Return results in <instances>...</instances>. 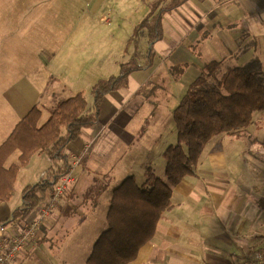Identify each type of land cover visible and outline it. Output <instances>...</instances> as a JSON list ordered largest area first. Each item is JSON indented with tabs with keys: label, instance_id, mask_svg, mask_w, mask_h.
Wrapping results in <instances>:
<instances>
[{
	"label": "crops",
	"instance_id": "0c3cea01",
	"mask_svg": "<svg viewBox=\"0 0 264 264\" xmlns=\"http://www.w3.org/2000/svg\"><path fill=\"white\" fill-rule=\"evenodd\" d=\"M6 1L0 7L8 16L10 10H19L17 0ZM238 19L243 24L235 29ZM217 22L223 23L221 36L225 37L219 44L210 37V30ZM11 26L10 23L6 27L9 30ZM161 27L163 37L151 44L146 42L144 53L141 48L146 40L140 41L142 62L146 61L149 49L154 51L151 67L131 73L126 87L107 93L100 105L98 122L84 128L63 149L68 166L75 156L83 153L84 156L71 171V180L50 214L41 218L49 193L36 207L17 218L13 211L21 205L22 193L17 207L10 205L13 197L0 204V239L13 235L16 226L41 219L35 239L28 241L8 264H51L39 247L52 241L55 226L59 227V234L76 215L82 219L94 218L102 205L100 196L104 191L108 194L104 203L107 204L115 184L120 185L129 176L135 177H123V174H130L131 166H138L145 179L148 169L157 172V160L161 157L156 159L155 156H162L169 146V138H162L174 120V109L183 90L199 75L204 64L217 58L224 62L228 57L241 60L250 56L251 39L264 36V0H186L164 14ZM200 33L204 39H200ZM188 40L199 43L201 51L197 55L183 47ZM4 48H10L9 41ZM200 55H205V59L199 58ZM14 58L17 61L11 62L10 52L0 54L1 72L19 75L4 94L11 121L8 131L0 137V144L34 105L41 107L43 116L49 104L52 109L61 99L70 97L63 87L81 90L77 83L91 75L92 67L95 72L103 69L99 57L83 51L81 58L88 60V71L85 74L77 71L67 80L71 86H66L62 65H72L77 54L17 52ZM61 59L67 61L61 62ZM92 59L94 61H89ZM165 73L166 77H162ZM61 84L63 86H59ZM153 91L160 95L161 101L167 103L169 100L173 106L166 109L168 115L144 116L142 123L145 125H142L137 121L140 105L136 97L142 92L150 94ZM167 92L170 95H166ZM84 94L92 95L90 91ZM146 105L152 108L151 102L147 101ZM259 122L264 123V115ZM259 127L257 137L250 125L210 139L193 173L174 187L172 206L163 212L154 238L141 248L137 259L130 264H244L255 251L264 249V127ZM129 148L133 149V154L126 159L125 151ZM36 159H40L39 164L45 161L41 178L52 162L42 153L34 155L26 166ZM97 187L101 190L99 196H96ZM75 192L80 197L78 208L72 207L75 206L71 199ZM106 208L104 206L107 215ZM62 220L67 222H59ZM63 235H66L64 231ZM69 256L66 254L67 264Z\"/></svg>",
	"mask_w": 264,
	"mask_h": 264
},
{
	"label": "trees",
	"instance_id": "16d2710c",
	"mask_svg": "<svg viewBox=\"0 0 264 264\" xmlns=\"http://www.w3.org/2000/svg\"><path fill=\"white\" fill-rule=\"evenodd\" d=\"M186 0H155L149 13L135 26L126 48L134 45L131 58L121 63L118 75L99 79L92 86L93 105L79 92L61 99L51 110L48 120L39 125L42 109L34 105L14 126L0 144V204L9 201L22 167L36 154L45 153L52 165L40 180L22 192V203L14 209V218L36 207L67 173L68 164L63 149L77 138L84 128L94 126L100 115L103 97L126 87L128 76L142 68H149L154 57L147 51L142 62L140 41L152 43L163 37L162 20ZM126 49V53H129ZM223 62L205 64L190 83L174 109L177 143L164 151L165 176L160 178L148 169L146 179L139 184L129 176L113 190L106 219L108 228L96 239L86 264H130L137 259L141 248L156 233L164 211L173 203L174 187L193 173L207 143L214 136L247 128L255 111H264V64L253 57L245 64L221 74ZM19 151L17 162L6 165L9 157ZM62 165H58V161Z\"/></svg>",
	"mask_w": 264,
	"mask_h": 264
},
{
	"label": "rangeland",
	"instance_id": "374dc122",
	"mask_svg": "<svg viewBox=\"0 0 264 264\" xmlns=\"http://www.w3.org/2000/svg\"><path fill=\"white\" fill-rule=\"evenodd\" d=\"M154 1L155 0H17V2L20 3V8L19 10L17 8L10 10V12H8L10 16L0 7V25H3V27L0 26V54L10 52L11 62L17 61V59L14 58L17 52H33L34 54L44 51L63 52L66 53L67 56H74L77 54L78 58L74 60L72 65H62L64 69V82L66 86H71L67 80H70L77 71L84 74L88 71V60L81 58V53L83 51H88L94 54V58H100L103 69L95 72L92 67L91 75L85 76V78L77 83V87H81V90H76V87L75 89L72 87L63 88L64 91L68 93L66 96L70 97L71 95H76L79 91H83V89L86 91H83L84 93L90 91L92 94V85L90 86V84L94 81L96 83L99 79L98 77L107 78L111 75H118L121 70V63L131 58L134 45H131L129 49L126 48L127 40L132 36L135 26L147 13H149ZM2 3H7V1L0 0V5ZM8 3L13 4L14 2ZM10 23L12 26L8 30L6 26ZM222 24V22H217L216 27L210 30V37L218 40L217 44L225 38L221 36L222 28L220 25ZM242 24L243 21L238 19V25H236L235 29H239ZM199 36L200 39L205 38L201 36V33ZM144 39L146 41H143ZM251 40L252 43L248 48L250 56H245L243 58L244 60H238L237 57H228V59L223 62L224 65H222L220 75H223L228 69L245 64L253 57H259L264 64V36ZM8 41L10 48L5 49L4 45L6 46ZM142 41L141 51L144 53L148 39L145 37ZM183 47L189 49L195 55H197L198 51H201L198 42L191 43L188 40L183 44ZM126 49H128L129 53H126ZM199 58L205 59V55H200ZM217 60H221V58H217ZM60 61L65 62L67 60L61 59ZM89 61H94V59ZM201 61L204 63L203 59ZM18 77V73H2L0 65V137L8 131L7 129L11 121L8 120L9 116L6 109L4 94ZM162 77H166V73L163 74ZM59 86L63 85L61 84ZM186 89L187 88L183 90L182 96ZM167 94L170 95L169 92H167L166 95ZM85 96L88 98V106L91 102L93 105V95L86 94ZM159 96L160 95L153 91L150 94L142 92L136 97V102H139L140 105L137 115L138 122L142 123L144 116L153 118L162 114L168 115V112L165 111L167 108L170 109L173 103L169 102V100L167 103L163 102L159 99ZM147 101L151 102L153 109L146 105ZM177 105L175 107H177ZM51 107L52 106L49 104V108L44 110L43 116L39 121L40 126L50 117L52 111L50 110ZM262 115H264V111H255L253 120L250 124L251 131L256 137L260 129L259 126L264 127V123L259 122L260 116ZM142 125L145 124L142 123ZM167 131V135L162 139L166 140L169 138V145L176 144L177 129L174 120L167 128ZM19 154V151L13 154L8 159L7 165L17 162ZM125 154V158L128 159L130 155L133 154V149H127ZM155 157L156 159L161 157L160 160H157V172L155 175L165 179L164 155L162 154V156ZM39 160L40 159H36V161H32L28 166L22 167L20 170L10 205L17 207L20 203V195L24 188L27 185H32L39 181V175H42L44 169L43 165L45 164L44 160H41L39 164ZM148 161H151V155L148 156ZM57 163L60 166L62 165L61 160ZM129 171H131L130 174H123V177L135 175L139 184L145 180V176L140 172L138 166H131V170ZM94 180H96V178ZM100 181L104 183L102 178ZM115 185V187H117L119 184ZM95 191H97L96 196H99L101 193L100 187H97ZM71 199L75 204V206L72 207H80V204H77L80 197L76 192ZM101 199L102 205H100V209L97 211L94 218L82 219L76 215V217L69 219L68 222L63 220L59 221L64 223L67 222L64 228L65 230H62L58 234L57 231L59 227L55 226V234L52 241L50 242V240H48L49 244L42 243L43 245L39 247V250L49 263L67 264L66 254H68V256L70 255L69 264H86V259L92 251L95 240L108 228L104 206L107 207L105 211H108L110 202L108 201L107 204H104L108 199L106 191L100 196V200ZM90 203H92V201ZM63 231L66 235L61 236ZM262 250H257L255 253Z\"/></svg>",
	"mask_w": 264,
	"mask_h": 264
},
{
	"label": "built area",
	"instance_id": "2783aa9c",
	"mask_svg": "<svg viewBox=\"0 0 264 264\" xmlns=\"http://www.w3.org/2000/svg\"><path fill=\"white\" fill-rule=\"evenodd\" d=\"M83 156L84 153L80 156H75L73 160H71L67 173L64 174L55 184L53 189L49 191V201L41 211V218L49 215L57 200L61 198L69 181L71 180V171L79 163ZM40 221L41 219L25 225L16 226V231H14L13 235L4 236L0 239V264H8L13 261L24 245L28 241L35 239ZM245 264H264V250L256 252L253 256L246 260Z\"/></svg>",
	"mask_w": 264,
	"mask_h": 264
}]
</instances>
